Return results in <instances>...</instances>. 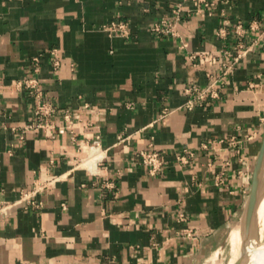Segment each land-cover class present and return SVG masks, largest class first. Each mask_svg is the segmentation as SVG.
Instances as JSON below:
<instances>
[{
  "label": "crops",
  "instance_id": "0c3cea01",
  "mask_svg": "<svg viewBox=\"0 0 264 264\" xmlns=\"http://www.w3.org/2000/svg\"><path fill=\"white\" fill-rule=\"evenodd\" d=\"M208 1L0 0V204L44 185L40 207L0 214V264L219 263L264 138V0ZM30 76L45 127H25Z\"/></svg>",
  "mask_w": 264,
  "mask_h": 264
},
{
  "label": "built area",
  "instance_id": "2783aa9c",
  "mask_svg": "<svg viewBox=\"0 0 264 264\" xmlns=\"http://www.w3.org/2000/svg\"><path fill=\"white\" fill-rule=\"evenodd\" d=\"M202 4L205 6H212L213 2L208 0H200ZM237 28L243 29L242 25L239 23L237 24ZM110 29L119 35L127 36L129 33V29L127 26V23L124 21H116L111 23ZM152 29L156 32H164V31H170L171 33H174V26L172 23L163 20L160 23H155L152 27ZM55 55H57L55 51ZM242 56V53H238L233 60V63L230 64H224L226 73L229 71V69L232 67V65L236 62V60ZM191 58H198V63H209L212 64L215 62L216 58L215 56L208 51H201L196 54L191 55ZM39 56L33 57V63H34V70L37 71L38 69V62H39ZM59 64V60L57 57H55L54 65L57 66ZM215 80L209 84L208 87L205 89H200L196 85L192 84L185 88V95L186 100L184 103V106L188 109H191L196 106V104L199 101H203L207 99L208 97L216 96V91L214 89L215 87ZM24 86L29 89L32 93L35 94L37 97V103L34 107V117L35 121L31 125H26L25 127H45V119L48 115L51 114L53 111L52 104L48 101H43L41 99L42 97V91L39 86V81L37 77L30 76L24 80ZM64 128L60 127L59 131H63ZM206 147V145H205ZM142 160L144 163L150 165L151 172L158 171L161 167L162 161L159 157V154L155 151H146L141 153ZM219 181L222 180L221 177H218ZM43 184L36 185L33 189L30 190H22L20 191L19 198L14 201H4L0 204V214L6 213L11 207L17 204H24L25 208L29 207H35L38 208L41 206V202L37 201L35 199V194L43 187ZM179 219L181 221H184L186 219V216L183 213L179 214ZM184 234L190 235V232L188 230L183 231Z\"/></svg>",
  "mask_w": 264,
  "mask_h": 264
},
{
  "label": "bare ground",
  "instance_id": "6f19581e",
  "mask_svg": "<svg viewBox=\"0 0 264 264\" xmlns=\"http://www.w3.org/2000/svg\"><path fill=\"white\" fill-rule=\"evenodd\" d=\"M263 181L264 163L261 173V184ZM253 227L254 230L256 228L259 234L258 239H256L255 237H245V222L243 218L237 225H235L231 229L228 237V243L230 248L229 254H231L229 264L235 262L241 254H244L245 256V264H264V243L261 239L264 234V191L261 192L257 201ZM225 242H227V240H225ZM212 264H216L215 261H213Z\"/></svg>",
  "mask_w": 264,
  "mask_h": 264
},
{
  "label": "water",
  "instance_id": "95a60500",
  "mask_svg": "<svg viewBox=\"0 0 264 264\" xmlns=\"http://www.w3.org/2000/svg\"><path fill=\"white\" fill-rule=\"evenodd\" d=\"M263 163H264V138L262 140L260 150L255 160L250 191L247 198L244 216H243L245 222V237H249V238L253 237L252 234L254 229L253 227L254 215H255V210L259 195L262 192L261 173L263 169ZM232 264H245L244 254H241L238 257V259Z\"/></svg>",
  "mask_w": 264,
  "mask_h": 264
},
{
  "label": "rangeland",
  "instance_id": "374dc122",
  "mask_svg": "<svg viewBox=\"0 0 264 264\" xmlns=\"http://www.w3.org/2000/svg\"><path fill=\"white\" fill-rule=\"evenodd\" d=\"M262 192L264 191V181L262 182ZM253 237H255L256 239H258V232H257V230H256V228H255V230L253 229ZM262 240H263V243H264V234H263V236H262V238H261ZM230 248H229V243L227 244V247H225V249H224V252H223V256H221V258L219 259V260H217L219 263L218 264H229V261H230V256H231V254H229L230 253ZM226 253V254H225ZM228 254V255H227ZM221 260V261H220ZM209 264H211V263H209Z\"/></svg>",
  "mask_w": 264,
  "mask_h": 264
}]
</instances>
